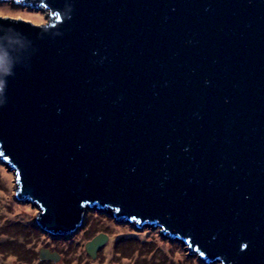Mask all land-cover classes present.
<instances>
[{
    "label": "water",
    "instance_id": "95a60500",
    "mask_svg": "<svg viewBox=\"0 0 264 264\" xmlns=\"http://www.w3.org/2000/svg\"><path fill=\"white\" fill-rule=\"evenodd\" d=\"M15 1L48 16L0 10V158L38 226L106 209L264 264V0Z\"/></svg>",
    "mask_w": 264,
    "mask_h": 264
},
{
    "label": "rangeland",
    "instance_id": "374dc122",
    "mask_svg": "<svg viewBox=\"0 0 264 264\" xmlns=\"http://www.w3.org/2000/svg\"><path fill=\"white\" fill-rule=\"evenodd\" d=\"M0 10L48 21L45 10L15 0H0ZM16 187L10 165L0 158V264H21L10 254L28 258L31 246L43 244L62 246L70 257H80L77 264H219L191 253L184 240L174 239L152 223L115 219L106 209L87 208L84 220L70 234L45 232L36 222L38 206L17 198ZM100 232L107 240L96 259L89 260L84 243ZM65 264L74 262L68 259Z\"/></svg>",
    "mask_w": 264,
    "mask_h": 264
},
{
    "label": "flooded vegetation",
    "instance_id": "af4514ba",
    "mask_svg": "<svg viewBox=\"0 0 264 264\" xmlns=\"http://www.w3.org/2000/svg\"><path fill=\"white\" fill-rule=\"evenodd\" d=\"M78 248V247H77ZM85 253L87 254L85 257L90 259H96V257L100 254L101 249L103 248V246H101L97 252H96V257L92 258L85 250V247L83 246ZM43 249H47L50 252H56L58 254V258L56 260L51 259V258H43L41 259V250ZM34 251V252H33ZM68 253L65 251V249H63L62 246H50V245H41V246H37V248L35 246H31L30 247V256L28 258H24L20 256H16L13 253H11V257H13V260H17L16 262H21V264H65L68 259L71 260V262L73 261L74 264H77L78 261L80 260V257L75 255L74 257H70L69 255H67ZM79 257V258H78Z\"/></svg>",
    "mask_w": 264,
    "mask_h": 264
},
{
    "label": "clouds",
    "instance_id": "9594fccd",
    "mask_svg": "<svg viewBox=\"0 0 264 264\" xmlns=\"http://www.w3.org/2000/svg\"><path fill=\"white\" fill-rule=\"evenodd\" d=\"M3 57H0V70L6 71V69L3 68Z\"/></svg>",
    "mask_w": 264,
    "mask_h": 264
}]
</instances>
